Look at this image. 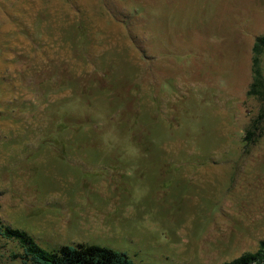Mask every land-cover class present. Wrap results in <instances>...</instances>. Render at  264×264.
<instances>
[{"label": "rangeland", "instance_id": "374dc122", "mask_svg": "<svg viewBox=\"0 0 264 264\" xmlns=\"http://www.w3.org/2000/svg\"><path fill=\"white\" fill-rule=\"evenodd\" d=\"M263 32L264 0H0L4 228L134 264L255 251L264 119L246 92ZM20 252L0 237L3 262Z\"/></svg>", "mask_w": 264, "mask_h": 264}, {"label": "trees", "instance_id": "16d2710c", "mask_svg": "<svg viewBox=\"0 0 264 264\" xmlns=\"http://www.w3.org/2000/svg\"><path fill=\"white\" fill-rule=\"evenodd\" d=\"M251 52L252 80L246 94L256 97L261 103L252 125L255 129L257 124L264 119V75L261 67V60L264 56V32L254 40ZM249 130H246V139H250L253 135V131L249 132ZM0 237L17 240L21 252L12 256L19 257L21 264H134L126 253L98 245L61 246L58 249L47 251L36 244L35 240L25 231L4 228L1 221ZM0 264H14V262H3L0 253ZM220 264H264V239L259 241L255 251H244L232 260Z\"/></svg>", "mask_w": 264, "mask_h": 264}, {"label": "crops", "instance_id": "0c3cea01", "mask_svg": "<svg viewBox=\"0 0 264 264\" xmlns=\"http://www.w3.org/2000/svg\"><path fill=\"white\" fill-rule=\"evenodd\" d=\"M243 204V203H242ZM238 209V211L240 212V213H238V214H241L240 216H242V217H244V216H248V214H245V212H244V209H243V205H241L240 207H238L237 208ZM237 211V212H238ZM257 214H259L260 215V220H258L257 221V223H256V228L254 229V227H251V228H249V226H248V222H245V225H246V232H254L255 230H257V229H264V204L262 203L261 204V208L259 209V211L257 212ZM251 229V231H249ZM233 230V229H232ZM231 229H230V232L232 231ZM239 229H236V231H238ZM230 234V233H229ZM245 234H241V233H239V232H237L236 233V235H234V237L233 238H231V236L229 235V242H227V243H233V244H235V245H237V244H239V242H246V240H249V234H247V236L245 235ZM264 239V238H263ZM262 240V239H261ZM260 241V240H259ZM253 242H255V240L253 241ZM259 243V242H258ZM257 243V244H258ZM258 247V246H257ZM222 250H224V247L223 248H221ZM257 249V248H256ZM255 249V250H256ZM244 252V251H243Z\"/></svg>", "mask_w": 264, "mask_h": 264}]
</instances>
